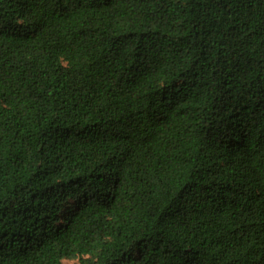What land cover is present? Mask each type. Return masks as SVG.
Returning <instances> with one entry per match:
<instances>
[{"label":"trees","instance_id":"1","mask_svg":"<svg viewBox=\"0 0 264 264\" xmlns=\"http://www.w3.org/2000/svg\"><path fill=\"white\" fill-rule=\"evenodd\" d=\"M264 264V0H0V264Z\"/></svg>","mask_w":264,"mask_h":264},{"label":"rangeland","instance_id":"2","mask_svg":"<svg viewBox=\"0 0 264 264\" xmlns=\"http://www.w3.org/2000/svg\"><path fill=\"white\" fill-rule=\"evenodd\" d=\"M62 264H74V261L64 260Z\"/></svg>","mask_w":264,"mask_h":264}]
</instances>
